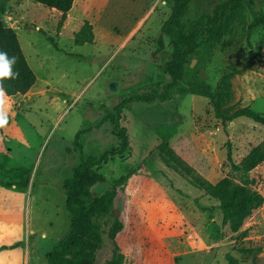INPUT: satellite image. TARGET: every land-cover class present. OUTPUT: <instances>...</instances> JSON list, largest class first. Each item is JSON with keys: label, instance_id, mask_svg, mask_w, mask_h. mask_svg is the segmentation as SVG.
<instances>
[{"label": "rangeland", "instance_id": "rangeland-1", "mask_svg": "<svg viewBox=\"0 0 264 264\" xmlns=\"http://www.w3.org/2000/svg\"><path fill=\"white\" fill-rule=\"evenodd\" d=\"M220 1L192 0L186 24L206 25ZM171 11L166 0H78L61 30V14L34 0H9L0 15L16 28L38 77L26 94L0 91V221L28 214L32 226L54 234L31 264H49L45 252L70 230L65 179L82 156L101 155L117 145L107 113L129 94L162 90L170 80L165 63L174 47L162 26ZM259 11L264 0H248L234 39L212 50L200 46L190 58L187 79L203 78L217 89L235 64L241 72L233 77L232 103L264 112V26L248 32ZM87 20L94 24L95 40L78 45L75 33ZM122 123L130 131L129 149L99 168L108 180L92 189L103 192L142 165L115 208L118 217L132 208L140 219L125 264H228L229 252L242 264H264V204L245 223L247 237L237 240L219 209L213 211L218 201L169 165L157 148L175 129L169 142L188 165L212 182L226 175L240 181L229 149L240 162L264 140V125L248 117L224 122L210 98L190 92L184 82L165 101H133ZM251 179L264 194V162L251 171ZM104 256H110L108 250L98 264H104Z\"/></svg>", "mask_w": 264, "mask_h": 264}, {"label": "trees", "instance_id": "trees-1", "mask_svg": "<svg viewBox=\"0 0 264 264\" xmlns=\"http://www.w3.org/2000/svg\"><path fill=\"white\" fill-rule=\"evenodd\" d=\"M8 1L0 0V15L5 11ZM34 1L61 11L58 30L64 26L69 11L75 3V0ZM191 1L166 0L172 11L162 26V32L170 37L174 47L171 58L165 63L170 80L163 85L162 90L152 89L129 94L115 106L113 111L108 112L106 117L113 123L114 134L118 137L117 145L108 148L101 155L82 156L73 175L65 179L64 191L66 204L72 215L71 227L52 249L45 252L49 264H98L100 254L105 250H108L110 256L102 257L104 264H125V251L135 239V229L140 219L132 208L130 212L128 208L124 216L118 217L115 208L126 195L124 187L129 179L134 176L136 169L142 168V165L115 178L112 185L103 192H95L92 187L108 180L99 168L116 156L124 155L129 149L131 135L129 128L122 123V117L133 101L152 102L157 99L165 101L179 87L180 82H184L190 92L210 98L216 117L224 122L248 117L264 125V112L256 110L251 105L236 107L232 103L233 77L241 72V68L237 65L232 64L226 69L217 89L203 78L187 79L188 71L192 70L189 66L190 58L197 54L200 46L212 50L217 46H225L228 40L234 39L237 24L245 21L243 15L248 0H221L204 26L196 22L186 24L185 16L190 10ZM259 26H264V11L255 14L248 32ZM203 35L204 38L201 39ZM50 39L56 45L53 37ZM94 40V24L87 20L75 33V42L82 45L87 42L92 43ZM159 41L163 48L162 37ZM0 54H6L9 72V75L0 78V89L7 95L29 92L37 82V73L29 62L16 28L6 25L2 20H0ZM81 132L77 133L76 142ZM175 133L174 129L171 134L161 139L157 147L159 152L169 165L189 176L193 185L218 201L213 211L219 209L223 225L237 233V240L247 237L248 232L243 229L245 223L264 204V194L253 186L251 179V171L264 162V140L254 146L240 162L234 160L232 149H229V161L240 181L232 175H226L217 182H212L188 165L172 147L169 138ZM24 243L26 241L20 240L11 245H2L0 250ZM227 260L228 264H242L231 252L227 254Z\"/></svg>", "mask_w": 264, "mask_h": 264}, {"label": "crops", "instance_id": "crops-1", "mask_svg": "<svg viewBox=\"0 0 264 264\" xmlns=\"http://www.w3.org/2000/svg\"><path fill=\"white\" fill-rule=\"evenodd\" d=\"M77 2L78 0H75L67 19L71 17ZM55 10L61 14V11ZM24 238L26 240L24 246L0 250V264H31L33 258H40L38 255L40 246L42 249L47 248V244L54 240V234L46 228L43 230L41 227L32 226L28 214L25 218L22 215L15 218L9 214L5 219H1L0 246L12 244Z\"/></svg>", "mask_w": 264, "mask_h": 264}, {"label": "snow or ice", "instance_id": "snow-or-ice-1", "mask_svg": "<svg viewBox=\"0 0 264 264\" xmlns=\"http://www.w3.org/2000/svg\"><path fill=\"white\" fill-rule=\"evenodd\" d=\"M8 73V66L7 63L3 61L2 58H0V75H5ZM2 122V120H0Z\"/></svg>", "mask_w": 264, "mask_h": 264}, {"label": "clouds", "instance_id": "clouds-1", "mask_svg": "<svg viewBox=\"0 0 264 264\" xmlns=\"http://www.w3.org/2000/svg\"><path fill=\"white\" fill-rule=\"evenodd\" d=\"M0 58H2L3 61L7 63V61H6V54H0ZM13 62H14V61H13ZM7 66H8V65H7ZM7 75H9V72H8L7 74H5V75H0V78H2V77H4V76H7ZM0 91H2V90H0Z\"/></svg>", "mask_w": 264, "mask_h": 264}, {"label": "water", "instance_id": "water-1", "mask_svg": "<svg viewBox=\"0 0 264 264\" xmlns=\"http://www.w3.org/2000/svg\"><path fill=\"white\" fill-rule=\"evenodd\" d=\"M116 213H117V214L119 213L117 209H116Z\"/></svg>", "mask_w": 264, "mask_h": 264}, {"label": "bare ground", "instance_id": "bare-ground-1", "mask_svg": "<svg viewBox=\"0 0 264 264\" xmlns=\"http://www.w3.org/2000/svg\"><path fill=\"white\" fill-rule=\"evenodd\" d=\"M75 17V16H74Z\"/></svg>", "mask_w": 264, "mask_h": 264}]
</instances>
